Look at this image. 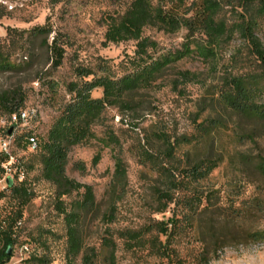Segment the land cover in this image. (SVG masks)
<instances>
[{
	"label": "rangeland",
	"instance_id": "374dc122",
	"mask_svg": "<svg viewBox=\"0 0 264 264\" xmlns=\"http://www.w3.org/2000/svg\"><path fill=\"white\" fill-rule=\"evenodd\" d=\"M223 9L220 19L229 26L238 21L240 6L246 0H216ZM132 0H0V51L8 63L20 65L31 54L40 60L32 71L23 74L0 72V97L9 91H19L27 99L23 110L32 113L26 127H19L13 137L14 165L23 172L33 199L24 210L23 225L18 231V244L8 264H29L37 255L46 257L49 264H68L66 259V225L58 211L57 188L42 178V165L37 151L19 144L26 132L39 138L45 136L58 116L59 104L66 96L64 85L76 79L75 70L88 67L97 70L107 64L116 73L126 69V58L134 56L136 43L105 46L107 19L124 15ZM49 25L61 39H67L62 67L54 74L62 84L59 97L53 99L37 82V74L50 68L44 50L37 43L30 45L29 31ZM264 46V20L257 32ZM145 37L156 41L165 51L181 50L187 32L169 34L154 28L145 30ZM194 78L183 82V73ZM255 57L239 37L224 44L215 61L192 56L176 63L155 87L143 92L140 99L148 110L140 112L139 120L126 110L109 109L103 122L94 128L97 140L90 145L72 149L67 177L93 189L98 210L87 223V244L95 247L103 260L102 248L108 231L117 244V264H264V178L256 169L258 158H264V123L233 115L217 103L218 92L231 77L261 73ZM94 97H100L101 91ZM9 114L0 109V120ZM215 121L218 128L211 134L200 133ZM138 125V126H134ZM113 133L120 142L121 158L127 170V189L117 205L114 223L103 222L108 211L107 193L115 172L114 151L103 140ZM154 133H165L174 142L193 139V147H181L180 156L192 152V162L205 158L221 159V164L202 183L200 191L212 199L198 212L193 226L181 224L182 229L169 238L170 258H160L150 250H128L119 234L155 227L157 221H167L181 207L172 206L165 214H157L153 187L152 166H144V148L158 151L159 144L149 141ZM203 136V137H202ZM83 192H81L82 194ZM0 214L11 213L18 205L11 198L9 184L0 181ZM73 193L63 198L67 207L78 200ZM157 233L149 235L150 241ZM165 243V237H159ZM28 248L26 252L23 248Z\"/></svg>",
	"mask_w": 264,
	"mask_h": 264
},
{
	"label": "trees",
	"instance_id": "16d2710c",
	"mask_svg": "<svg viewBox=\"0 0 264 264\" xmlns=\"http://www.w3.org/2000/svg\"><path fill=\"white\" fill-rule=\"evenodd\" d=\"M238 21L229 26L220 19L222 5L216 0H132L124 15L109 16L105 46L135 42L134 56L126 58V69L116 73L107 64L97 70L79 67L75 70L76 79L66 83V96L61 99L58 116L54 119L48 133L39 138L32 131L19 139L36 137L37 152L42 165V178L57 188L58 211L64 216L66 225V259L68 264H117V244L108 231L103 238L102 248L107 252L103 260L95 247L87 244V223L90 215L98 210V204L91 187L81 185L67 177L69 156L73 148L90 145L97 140L94 128L104 120L109 109L126 110L136 117L148 110L140 95L155 87L167 71L176 63L198 56L205 61H215L222 46L236 37L247 45L261 73L250 76L231 77L218 92L217 103L233 115L264 123V46L257 32L260 20H264V0H246L240 6ZM154 28L165 33L187 32L186 42L181 50L165 51L160 45L145 37V30ZM30 45L44 50L49 65L48 71L37 74V82L45 87L53 99L59 97L62 84L55 79V73L62 67L67 47V39L55 33L49 25L37 27L27 33ZM40 58L34 53L30 59L12 65L3 59L0 51V72L3 74L32 71L38 66ZM183 82L191 81L194 76L188 72L181 74ZM101 91L100 97H94ZM26 97L19 91H9L0 97V109L10 115L23 110ZM138 126V125H134ZM218 125L199 130L211 134ZM148 140L159 144L158 151L144 148V166L150 164L155 176L153 194L159 205L157 214H165L172 206L183 209L181 216L167 221H157L155 227L141 231H125L119 234L128 250L143 249L150 245L151 252L160 258H170L169 238L179 232L180 223L193 226L196 216L203 205L209 207L212 199L200 191V186L219 168L221 159L205 158L192 162V152L180 156L181 147H193V139L172 141L165 133H154ZM203 137V136H202ZM106 147H119L120 142L113 133L101 140ZM114 151L115 172L110 184L108 211L103 222L111 225L117 214V205L124 198L127 189V170L121 158V148ZM256 169L264 178V158H258ZM11 198L17 202V209L11 213L0 214V264H8L14 248L18 244V231L23 225L24 210L33 199V193L25 182L9 186ZM81 192H83L81 194ZM73 193L80 195L69 207L63 198ZM4 195L0 194V200ZM153 232L156 238L147 237ZM165 237L166 242L159 241ZM29 264H49L46 257L34 255Z\"/></svg>",
	"mask_w": 264,
	"mask_h": 264
},
{
	"label": "built area",
	"instance_id": "2783aa9c",
	"mask_svg": "<svg viewBox=\"0 0 264 264\" xmlns=\"http://www.w3.org/2000/svg\"><path fill=\"white\" fill-rule=\"evenodd\" d=\"M31 118L32 113H30V111L21 110L0 120V181L5 179L8 183L9 180L12 182L15 179L22 181L24 178L21 169L14 165L11 150L16 142L13 137L15 131H17L19 127H26ZM11 129H13V131L10 135L9 131ZM28 146L32 151H37L36 137H29ZM23 249L26 252L29 251L26 246Z\"/></svg>",
	"mask_w": 264,
	"mask_h": 264
},
{
	"label": "water",
	"instance_id": "95a60500",
	"mask_svg": "<svg viewBox=\"0 0 264 264\" xmlns=\"http://www.w3.org/2000/svg\"><path fill=\"white\" fill-rule=\"evenodd\" d=\"M12 131H13V129H11V130L9 131V134H10V135L12 134ZM8 184H9V186H12V185H13V182H12L11 180H9V181H8Z\"/></svg>",
	"mask_w": 264,
	"mask_h": 264
}]
</instances>
